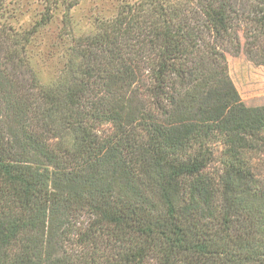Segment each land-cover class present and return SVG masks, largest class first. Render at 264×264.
<instances>
[{"label": "trees", "instance_id": "trees-1", "mask_svg": "<svg viewBox=\"0 0 264 264\" xmlns=\"http://www.w3.org/2000/svg\"><path fill=\"white\" fill-rule=\"evenodd\" d=\"M45 1L19 31L0 0V264H264V105L226 59L264 69V0H138L48 86L27 47L78 0Z\"/></svg>", "mask_w": 264, "mask_h": 264}, {"label": "rangeland", "instance_id": "rangeland-1", "mask_svg": "<svg viewBox=\"0 0 264 264\" xmlns=\"http://www.w3.org/2000/svg\"><path fill=\"white\" fill-rule=\"evenodd\" d=\"M138 0H78L68 11L66 3H58L48 16L49 23L41 26L27 47L30 66L41 84L48 86L62 73L66 52L73 37L92 34L100 20L116 16L123 6ZM6 15L1 18L19 31H24L38 20L45 10V0H5ZM69 18V26L62 17ZM70 31V33H67ZM228 74L241 99L247 105H264V69L249 61L242 53H227Z\"/></svg>", "mask_w": 264, "mask_h": 264}]
</instances>
